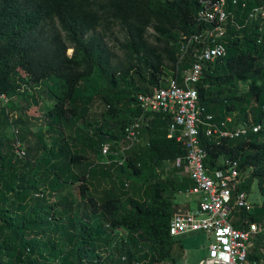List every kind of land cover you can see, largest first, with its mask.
I'll return each instance as SVG.
<instances>
[{"label":"trees","instance_id":"16d2710c","mask_svg":"<svg viewBox=\"0 0 264 264\" xmlns=\"http://www.w3.org/2000/svg\"><path fill=\"white\" fill-rule=\"evenodd\" d=\"M199 6L198 0H0V93L8 96L0 103V264H106L99 249L110 241L105 228L115 227L126 228L124 241L132 246L119 261L140 264V257H146L141 242L151 250L152 264L173 259L176 238L167 233L168 221L179 209L173 190L184 191L191 181L182 176L175 185L156 172L185 152L179 141L167 137L168 116L142 114L139 140L120 151L124 158L118 161L109 151L126 144L124 128L140 114L136 95L165 86L169 76L188 67L191 49L179 61L178 51L182 35L207 26L195 18ZM258 6L264 8V0H225L232 18L222 23L218 38L223 54L202 63L194 87L213 123L229 116L226 128L258 125L256 132L239 137L205 136L201 127L198 131L206 166L235 161L238 169L249 171L242 187L249 189L255 178L264 197V17H247ZM116 26L124 32L116 47L120 58L110 44ZM149 28L153 32L148 34ZM21 76L34 85L49 83L52 102L42 104L46 130L59 136L51 145L42 139L45 153L37 162L14 152L16 141L21 146L29 133L43 134L29 132L27 115L11 113L19 98L38 103ZM241 84L247 87L241 89ZM96 99L104 105L100 119L91 123L86 114ZM144 129L150 134L147 144L141 143ZM104 144L109 160L96 164L83 145L104 155ZM39 149L30 143L25 156ZM39 163L43 167L36 169ZM109 167L116 173L97 195L95 182L104 181ZM171 169L181 172L173 164ZM63 184L74 185L77 197L68 193L52 200ZM46 208L51 213L46 218L56 221L52 225L43 223ZM243 218L262 224L264 209H235L232 224L241 227ZM254 250L249 259L259 260ZM46 255L51 259L45 260Z\"/></svg>","mask_w":264,"mask_h":264},{"label":"built area","instance_id":"2783aa9c","mask_svg":"<svg viewBox=\"0 0 264 264\" xmlns=\"http://www.w3.org/2000/svg\"><path fill=\"white\" fill-rule=\"evenodd\" d=\"M198 3L200 6L195 18L207 23V26L197 33L182 35L178 51L179 61L182 54L191 49V62L177 75L169 76L165 86H154L148 93L136 95L140 114L124 128L126 144L121 150L138 142L142 114L168 116L167 137H174L185 148L183 155L175 157L173 166L180 168L191 181V186L181 194L195 201L172 214L167 226L168 235L177 238L200 232L205 236L206 253L196 264H264L248 257L249 240L264 229V223L257 224L243 218L240 220L241 227L232 224L235 209L249 212L254 206L248 199L249 189L242 187L249 177V171L238 169L236 162L229 159L221 160L218 166L207 167L206 151L199 141L200 127L205 136L239 137L256 132L258 125L238 124L226 128V122H231L229 116L215 124L211 121V115L204 114L203 107L198 103L194 84L201 75V65L223 54L224 48L218 38L224 31L222 23L228 17L232 18L231 13L225 10V0H198ZM231 3H236V0H231ZM257 16L264 17V8L252 7L247 12L249 18ZM7 100L8 96L0 93V103ZM12 132L15 134L16 130ZM108 150V145L104 144L102 153L106 154ZM14 152L19 157L25 154L18 141Z\"/></svg>","mask_w":264,"mask_h":264},{"label":"rangeland","instance_id":"374dc122","mask_svg":"<svg viewBox=\"0 0 264 264\" xmlns=\"http://www.w3.org/2000/svg\"><path fill=\"white\" fill-rule=\"evenodd\" d=\"M113 31L115 33V38L110 40V44L114 46V53L116 54V56L118 58H120V52L116 50V47L118 45V43L123 39V34L124 32L122 30H119L118 27H114ZM153 30L151 28H149L148 30V34L152 33ZM148 39L152 40L151 36L148 37ZM71 50L70 48H67L65 50L66 54H70ZM22 74V72H20ZM23 77V80H25L27 82V87L28 89L33 92L35 95V97L38 99V103L33 106V103L31 100H25V99H21L19 98V101L17 102V108L13 109L11 111L12 114H16V115H20L22 117V114L27 115V118H25V120L27 121V128L29 130V132L34 133L37 130H41V132L43 134H41L40 136H34L32 134H28V142H22L23 144L21 145V149L25 152V148L26 146H28L30 143L33 145V149H37V147L39 146L40 149L38 150L37 154L34 153H29L28 155L25 156V154L20 157L23 158L22 160L25 159H29L32 160L33 162H37V161H41V158L44 156L43 153H45V151L43 150V141L42 139L44 138V140L47 142L48 145H51L54 140H56L57 142L59 141V136L56 137V133H51L49 131L46 130V123H45V119H44V109H43V105L42 104H51L52 100L50 97V91H49V83L44 82V83H39L34 85L32 82H29L27 80V77L25 76H21ZM95 82L93 81L91 83V86H93ZM247 87L246 84H241L240 88L241 89H245ZM38 88V89H37ZM28 103V104H27ZM25 104H27V106H25ZM103 103L99 100H95L91 106H89V110L87 111L86 114V118L91 122V121H98L100 119V111L103 109ZM25 106V108H24ZM23 121V119H21ZM81 121V122H80ZM79 123L82 124V120H79ZM92 123V122H91ZM141 125L144 124V122H140ZM108 131H110V129H108ZM62 132V131H61ZM64 135L66 136L68 130L65 128L63 130ZM150 134L148 132L145 131V129L142 131V136H141V143L142 144H147L148 140H149ZM125 146L124 142H120V144H117L116 146L112 147L110 149V156H112L113 158H115L116 160L120 161L124 158V155L120 152L121 148ZM84 149L86 150L87 155L89 156V159L93 162H95L96 164H100L102 165L104 162H106L107 160H109L108 157H106V155H100L99 149H93L92 147L87 148V145H83ZM37 151V150H36ZM35 151V152H36ZM103 154V153H102ZM19 157V156H18ZM21 160V159H20ZM87 161V160H86ZM84 161V162H86ZM90 161V162H91ZM82 162V163H84ZM173 164L172 162H168L165 166H163L162 168L158 169L156 172L158 174H161V176L163 178H167L168 180H170L173 184L176 185V183L178 182L179 178L184 176L183 172H177L176 174L172 171L171 166ZM84 165L87 166V164H79V167H83ZM94 165V164H93ZM106 165V164H104ZM40 166V168L43 167V165L39 164H35V168L37 169ZM114 167H109L108 168V174L107 176H104L105 179H103V185L101 186V184L99 186L96 185V187H94V192L95 194L99 195L102 191L101 188H105L107 186H109V181H110V176H114L116 173V170ZM114 172V173H113ZM41 176V172H37L35 178H37V180L40 179ZM134 180H131V184L133 183ZM252 185L249 187V191H248V199L249 201L255 205L258 208H263L264 209V197L259 193L258 188L255 185V178L251 180ZM133 186H135V184H133ZM134 188V187H133ZM132 188V189H133ZM66 191L70 192L72 194V196L75 195V193L77 194V191L74 188V185L70 186L69 184H63L59 189H57V192L54 193V195L52 196V200H56L58 196L62 195L63 193H65ZM181 190H173L174 193V201L177 202V207L180 209H184L183 207H181L182 204L184 203H188L189 205H192L195 203V201L193 202L192 198H189L188 200V196H184L183 194H181L180 192ZM75 197H77L75 195ZM10 206L8 207V209H10ZM186 208V207H185ZM81 211H84V213H86L87 207L84 204H81L80 207ZM45 219L43 220V223H47L48 225H52V223L56 222L53 219L50 218H46V216H51V213L49 211V209H44L43 210ZM95 220L100 219V216H96ZM52 229V228H51ZM55 229V228H54ZM53 229V230H54ZM105 235L107 237H109V243L108 244H103L101 245L102 247L99 249V254L101 255V257L103 258L104 262H106V264H126L125 261H119V257L120 256H124L126 255V251L131 250L132 246H130L128 244V241L125 240V235H126V228L124 227H115L112 228L111 230H107L105 228L104 230ZM62 240V244L65 248H67L68 243L65 240V238H61ZM206 238L205 236H203L202 234H200V232H193V233H187L184 235H181L179 237L176 238V241L173 243V250H172V260H167V261H163L160 264H196L197 261L200 259H202L205 256L206 253ZM112 244V245H111ZM249 251L253 250V247L255 248L254 253H256L257 258L260 261L264 262V229H262V231L258 234H256L255 236H253L252 238H250L249 240ZM140 249L141 252H144V255H146V257L143 258V255L141 256V254H139L140 257V264H152V254H151V250L149 249V247L144 244L143 242L140 243ZM47 256V255H46ZM51 257L47 256L45 258V260H50ZM46 264V263H45ZM135 264V263H133Z\"/></svg>","mask_w":264,"mask_h":264},{"label":"crops","instance_id":"0c3cea01","mask_svg":"<svg viewBox=\"0 0 264 264\" xmlns=\"http://www.w3.org/2000/svg\"><path fill=\"white\" fill-rule=\"evenodd\" d=\"M97 175H99L98 173H97ZM96 184H97V186H99L100 184H101V186L103 185V181H101V180H97L96 182H95ZM58 187V186H57ZM102 189V188H101ZM68 193H70V192H68V191H66L65 193H63L62 195H66V194H68ZM71 194V193H70ZM70 196H72V195H70ZM74 207H76V206H74Z\"/></svg>","mask_w":264,"mask_h":264}]
</instances>
